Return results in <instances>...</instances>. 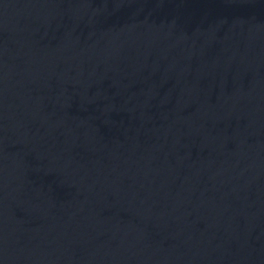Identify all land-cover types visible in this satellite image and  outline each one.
<instances>
[{"label":"water","instance_id":"obj_1","mask_svg":"<svg viewBox=\"0 0 264 264\" xmlns=\"http://www.w3.org/2000/svg\"><path fill=\"white\" fill-rule=\"evenodd\" d=\"M0 264H264V0H0Z\"/></svg>","mask_w":264,"mask_h":264}]
</instances>
